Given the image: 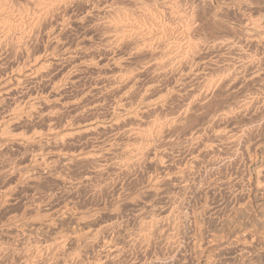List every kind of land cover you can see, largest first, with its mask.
I'll use <instances>...</instances> for the list:
<instances>
[{"label":"rangeland","instance_id":"1","mask_svg":"<svg viewBox=\"0 0 264 264\" xmlns=\"http://www.w3.org/2000/svg\"><path fill=\"white\" fill-rule=\"evenodd\" d=\"M4 1L14 20L40 3ZM64 1L48 19L56 35L35 34L24 54L0 32V87L23 80L6 98L0 88V264H141L182 252L179 264H264V29L251 38L248 28L262 25L264 0ZM115 26L135 34L105 41ZM75 46L78 67L38 69L45 55ZM28 68L41 78L29 80ZM53 97L56 114L46 119ZM123 100L145 108L133 124L138 140L119 120L130 109ZM89 154L87 164L76 160ZM213 235L223 241L209 243Z\"/></svg>","mask_w":264,"mask_h":264},{"label":"bare ground","instance_id":"2","mask_svg":"<svg viewBox=\"0 0 264 264\" xmlns=\"http://www.w3.org/2000/svg\"><path fill=\"white\" fill-rule=\"evenodd\" d=\"M38 1V0H37ZM36 1V2H37ZM40 1V3H41V1L42 0H39ZM58 1H64V0H58ZM81 1V0H80ZM239 1V0H238ZM30 2V1H29ZM35 2V3H36ZM57 2V0H47V2L45 3H43V4H37L38 5V7L36 6V5H34L33 3V5L34 6H32V7H37L35 10H33V12H32V14H29L28 16H22L21 15V13H20V15H18V18L16 19V20H14V19H10L9 17H8V15H11L10 13V7H9V5H8V3H6V1H4V0H2V1H0V32L3 34V36L5 37V39L7 40L8 38H10V36L12 37L13 36V38H15V36H16V39H17V41H18V44L20 45V49L22 50V51H20V53L22 52H24V50L25 49H23V47L24 46H26V43L28 44L29 43V41H28V39H30V37H31V39L34 37V35L35 34H37V35H35V37L38 39V37L40 38V36H39V34L41 33V32H44V31H46V34H45V32L43 33V35L44 36H46V35H56V31H55V29H56V26L55 27H51L50 25L52 24V22L54 21V23H55V20H53L52 22H49L52 18V15H53V13L59 8L58 6V4H60V2H58V3H56ZM65 2V1H64ZM67 2V1H66ZM229 2V1H228ZM236 2V1H235ZM113 3V2H112ZM233 3V2H232ZM247 3V2H246ZM249 3V2H248ZM31 4V5H32ZM61 4H62V2H61ZM79 4V3H78ZM62 6V5H61ZM66 6V5H65ZM28 7V6H27ZM55 7H57L56 9H55ZM243 8V7H242ZM60 9V8H59ZM198 9V8H197ZM10 10V11H9ZM29 10V9H28ZM27 10V11H28ZM55 10V11H54ZM132 10V9H131ZM30 11V10H29ZM64 11V10H63ZM24 12V11H23ZM114 12V11H113ZM26 13V12H25ZM31 13V12H30ZM56 13V12H55ZM54 13V14H55ZM225 13V12H224ZM14 14V13H13ZM60 15V14H59ZM89 15V14H88ZM262 15V14H261ZM51 16V17H50ZM56 16H57V14H56ZM83 16V15H82ZM219 16V15H218ZM17 17V16H16ZM51 19H50V18ZM71 17V16H70ZM240 17H242V16H240ZM263 17V16H262ZM59 18V17H58ZM264 18V17H263ZM48 19H50V20H48ZM54 19H56L55 17H54ZM65 19V18H64ZM84 19V18H83ZM262 19V18H261ZM260 19V20H261ZM63 20V19H62ZM66 20V19H65ZM57 21H58V19H57ZM245 21V20H244ZM263 22H262V25L264 24V19L262 20ZM27 22V25L25 24V26H24V23H26ZM51 23V24H50ZM64 23V22H63ZM242 23V22H241ZM247 23V22H246ZM245 23V25H247L248 24V26H249V23H247L246 24ZM53 25V24H52ZM58 25H60V24H58ZM62 25V24H61ZM109 25H110V23H109ZM251 25V27H248V26H245V28L246 27H248V28H250V30H251V34H252V32H254V34L257 32L258 33V31L260 30H263L264 28H263V26L262 25H260V23H258V22H252V24H250ZM22 26H24L26 29V31H23L22 30ZM54 26V25H53ZM102 26V25H101ZM107 26V25H106ZM261 26H262V28H261ZM60 27V26H59ZM248 28L246 29V30H248ZM261 28V29H260ZM21 29V30H20ZM24 29V28H23ZM126 29V28H125ZM130 29V28H129ZM44 30V31H43ZM109 30V29H108ZM249 30V31H250ZM17 31H19V33L17 32ZM110 32V31H109ZM244 32V31H243ZM246 32H248V31H245V33ZM264 32V30L262 31V33ZM112 35L110 34V36H109V40L107 39H105V41H111L113 44L114 43H119V41L121 42V41H126V39L128 40V38H129V40H130V38L131 37H129V35H131L132 33H134V30H132V29H130V30H123V28L120 30L119 28H117L116 26L113 28V30H112ZM250 33V32H249ZM256 33V34H257ZM261 32H259L258 34H260ZM14 34V35H13ZM135 34V33H134ZM254 34H252L251 35V38L253 37V35ZM41 35V34H40ZM43 35H41V36H43ZM262 35V34H261ZM33 36V37H32ZM38 36V37H37ZM50 36L48 37V36H46V37H48V38H50ZM133 36V35H132ZM1 38H2V36H0ZM52 37V36H51ZM257 37H259V35L257 36ZM261 38H262V36H260ZM264 37V36H263ZM35 38V39H36ZM56 37H54V39H55ZM4 39V38H3ZM31 39H30V42H31ZM34 39V40H35ZM36 39V40H37ZM51 39V38H50ZM163 39V38H162ZM255 39H257V38H255ZM259 39V38H258ZM1 40V39H0ZM5 40V41H6ZM34 40H32V41H34ZM148 40V39H147ZM155 40V39H154ZM11 41V40H10ZM16 41V40H15ZM16 41V42H17ZM39 41V40H38ZM55 42H56V40H54ZM251 41V40H250ZM253 41V40H252ZM260 41V40H259ZM259 41H258V43H259ZM261 41H262V39H261ZM260 41V42H261ZM42 42V41H41ZM54 42V43H55ZM59 42V41H58ZM123 42H121V43H123ZM147 42V41H146ZM158 42V41H157ZM160 42V41H159ZM215 42V41H214ZM227 42L228 41H226V44H224V47L223 48H227V46H225V45H228L229 44V42H228V44H227ZM234 42V41H233ZM257 42V41H256ZM263 42V41H262ZM1 43V42H0ZM64 43V42H63ZM109 43V42H108ZM120 43V44H121ZM127 43V42H126ZM131 43V42H130ZM140 44L136 47V48H138L139 46L141 47V46H148L147 44H145V41L144 42H139ZM153 43V42H152ZM155 43V42H154ZM218 43V42H217ZM232 43V41H230V44ZM255 43V42H254ZM258 43H256L257 45H258ZM31 44V43H30ZM57 44V43H56ZM106 44V43H105ZM112 44V45H113ZM119 44V45H120ZM135 44H137V43H135ZM150 44V43H149ZM221 44V43H220ZM250 44H253V43H250ZM256 44H254V45H256ZM3 45V44H2ZM16 45V44H15ZM108 45V44H107ZM111 45V44H110ZM117 45V44H116ZM122 45V44H121ZM126 44L124 43V46H125ZM217 45H219V44H216L215 46H217ZM222 45V44H221ZM220 45V46H221ZM28 46V45H27ZM30 46V45H29ZM28 46V47H29ZM89 46V45H88ZM214 46V45H213ZM219 46V47H220ZM233 46V48H234V45H232ZM10 47V46H9ZM27 47V48H28ZM49 47V46H48ZM52 47V46H51ZM79 47V46H78ZM78 47H77V49H76V46H75V48H70V47H64L65 49L64 50H62V55H60V56H58V55H56V53L55 52H51V53H49L47 56L45 55V59L43 60V61H41V66L39 65L38 67H40V68H38V69H41L42 70V73H43V75H44V73H45V71H48L49 69H51V68H53V67H55L56 65H58L60 62H63V61H67V62H69V63H71V65H72V67L71 68H73V66H76L75 65V63L77 62V61H75L76 60V58L79 56L78 55V53L76 52L77 50H78ZM113 47V46H112ZM116 47V46H115ZM119 47V46H118ZM135 47V46H134ZM189 47V46H188ZM218 46L216 47L217 49L219 48ZM231 47V46H230ZM230 47H228L227 49H229V50H231L230 49ZM25 48V47H24ZM32 48V47H31ZM145 48V47H144ZM146 48H148V47H146ZM151 48V47H150ZM191 48V47H190ZM199 48V47H198ZM215 48V47H214ZM213 48V49H214ZM226 48H225V50H226ZM232 48V47H231ZM232 48V49H233ZM236 48V47H235ZM29 49V48H28ZM85 49V48H84ZM141 49H143V47H141ZM165 49V48H164ZM27 50V49H26ZM25 50V51H26ZM49 50H51V49H49ZM58 50V49H57ZM106 50H107V48H106ZM137 50V49H136ZM148 50V49H147ZM161 50V49H160ZM187 50H188V48H187ZM220 50V49H219ZM218 50V51H219ZM222 50V49H221ZM224 50V49H223ZM257 50V49H256ZM8 51H10V49L8 50ZM46 51H48V50H46ZM80 51V50H79ZM214 51V50H213ZM36 51H34V53H35ZM59 52V51H58ZM57 52V53H58ZM82 52V51H81ZM99 52V51H98ZM133 52V51H132ZM148 52H149V50H148ZM194 52V51H193ZM196 53V52H195ZM201 53V52H200ZM209 53V52H208ZM207 53V54H208ZM24 54V53H23ZM26 54V53H25ZM218 54V53H217ZM78 55V56H77ZM185 55V54H184ZM253 55V54H252ZM251 55V56H252ZM62 56H64V58L62 57ZM169 56V55H168ZM180 56H182V55H180ZM188 56H190V55H188ZM198 56V55H197ZM208 56V55H207ZM242 56V55H241ZM29 57V56H28ZM40 57V56H39ZM38 57V58H39ZM100 57V56H99ZM191 57V56H190ZM204 57V56H203ZM218 57V56H217ZM235 57V56H234ZM240 57V56H239ZM21 58V57H20ZM37 58V57H36ZM42 58V57H41ZM44 58V57H43ZM185 58V57H184ZM183 57H182V59H184ZM228 58V57H227ZM245 58V60H247L246 59V57H244ZM247 58H249V57H247ZM251 58V57H250ZM256 58V57H255ZM100 59V58H99ZM167 60L166 61H168V58H166ZM179 60L181 59V58H178ZM181 59V60H182ZM215 59V58H214ZM219 59V58H218ZM261 59V58H260ZM83 60V59H82ZM171 60V59H170ZM170 60H169V62H170ZM177 59H175L174 60V62L176 61ZM178 60V61H179ZM244 60V61H245ZM251 60H252V58H251ZM250 60V61H251ZM258 60V59H257ZM172 62H173V60H171ZM192 61V60H191ZM242 61V60H241ZM240 61V62H241ZM255 61V60H254ZM80 62V61H79ZM116 63V62H115ZM167 63V62H166ZM182 63H184V62H182ZM181 63V64H182ZM186 63V62H185ZM205 63V62H204ZM232 63V62H231ZM243 63V62H242ZM241 63V65L243 66V68H244V65ZM252 63H253V61H252ZM3 64V63H2ZM33 64V63H32ZM61 64V63H60ZM80 64V63H79ZM152 64V63H151ZM165 64V63H164ZM244 64H245V62H244ZM248 64H250V62L248 63ZM117 65V64H116ZM160 65V64H159ZM168 65H169V63H168ZM170 65H173V64H171V62H170ZM218 65V64H217ZM227 65V64H226ZM257 65V64H256ZM24 66V65H23ZM30 66H31V64H30ZM120 65H118V67H119ZM150 66V65H149ZM163 66H165V65H163ZM196 66V65H195ZM231 66V65H230ZM230 66H229V68H230ZM242 66H240V67H242ZM248 66V65H247ZM26 67V66H25ZM24 67V68H25ZM29 67V66H28ZM76 67H78V66H76ZM156 67H157V65H156ZM198 67V66H197ZM245 67H246V65H245ZM248 67H250V66H248ZM248 67H246L247 69H248ZM256 67V66H255ZM37 68V67H36ZM65 68V67H64ZM75 68V67H74ZM103 68V67H102ZM123 68V67H122ZM145 68V67H144ZM171 68H173V67H171ZM176 68V67H175ZM238 68V67H237ZM251 68V67H250ZM27 69V68H26ZM26 69H24L25 71H26ZM54 69V68H53ZM70 69V68H69ZM95 69V68H94ZM110 69V68H109ZM167 69H169V68H167ZM166 69V70H167ZM246 69V70H247ZM19 70H20V68H19ZM37 69H33V68H28V70H27V72H25V74L27 75V76H30V78H29V80H31V76H33V77H35V76H37L40 72L39 71H41V70H37ZM43 70H44V72H43ZM58 70V69H57ZM75 70V69H74ZM111 70V69H110ZM117 70V69H116ZM128 70V69H127ZM139 70V69H138ZM198 70V69H197ZM223 70V69H222ZM229 70V69H228ZM233 70V69H232ZM21 71V70H20ZM20 71H19V73H20ZM129 71V70H128ZM134 71V70H133ZM159 71H160V69H159ZM169 71V70H168ZM173 71V70H172ZM199 71V70H198ZM198 71L196 72V73H198ZM212 71V70H211ZM231 71V70H230ZM242 71H244V70H242ZM51 72L52 71H48V73H50L51 74ZM59 72V71H58ZM111 72V71H110ZM117 72V71H116ZM121 72V71H120ZM188 72V71H187ZM202 72V71H201ZM232 72V71H231ZM28 73V74H27ZM47 73V72H46ZM47 73V74H48ZM74 73V72H73ZM136 73V72H135ZM195 73V74H196ZM205 73V72H204ZM209 73V72H208ZM232 73H234V72H232ZM238 73V72H237ZM47 74H45V75H47ZM103 74V73H102ZM107 74V73H106ZM113 74V73H112ZM127 74V73H126ZM210 74V73H209ZM227 74H228V72H227ZM116 75V74H115ZM135 75V74H134ZM231 75V74H230ZM251 75V74H250ZM252 75H253V73H252ZM251 75V76H252ZM10 76V75H9ZM39 76V78H41L40 77V75H38ZM41 76H42V74H41ZM107 76V75H106ZM135 76H137V75H135ZM208 76V75H207ZM234 76H235V74H234ZM241 76V75H240ZM254 76V75H253ZM43 77V76H42ZM66 77V76H65ZM132 77H133V75H132ZM222 77V76H221ZM224 77V76H223ZM227 77V76H226ZM226 77H224V78H226ZM36 78V77H35ZM38 78V77H37ZM113 78V77H112ZM114 78H116V76H114ZM120 78V77H119ZM119 78H118V80H119ZM128 78V77H127ZM156 78V77H155ZM250 78V77H249ZM252 78V77H251ZM26 79H28V77L26 78ZM110 79V78H109ZM121 79H124L123 78V76L121 77ZM121 79H120V81L119 82H121ZM128 79H130V78H128ZM132 79V78H131ZM131 79L128 81V82H131ZM135 79V78H134ZM228 79V78H227ZM229 79H230V76H229ZM237 79V78H236ZM40 80V79H39ZM53 80V79H52ZM207 80H208V78H207ZM223 80L224 79H221V83H224L223 82ZM247 80V79H246ZM9 81V80H8ZM17 82L18 81H20V80H16ZM16 81L14 82V81H12L11 80V82H13V84H11V82H9L10 83V85H9V83H7L6 85L5 84H3L4 85V88H3V86L1 85V87L3 88V89H1V91L3 92V90L5 91V93L7 94V96H5V98L6 97H8V93H10L11 91H13V86L16 88V86H15V84L14 83H16ZM32 81V80H31ZM35 81V80H34ZM110 81V80H109ZM126 81V80H125ZM124 81V82H125ZM138 81V80H137ZM201 81V80H200ZM210 81V80H209ZM212 81V80H211ZM210 81V82H211ZM217 82L216 80H213V82ZM220 81V80H219ZM218 81V82H219ZM3 82V81H2ZM23 82V80L22 81H20L19 83H22ZM108 82V81H107ZM111 82V81H110ZM109 82V83H110ZM117 83V84H120V83ZM167 82V81H166ZM208 82V81H207ZM212 82V83H213ZM227 82V81H226ZM245 82V81H244ZM4 83H5V81H4ZM18 83V84H19ZM106 83V82H105ZM109 83H108V85H109ZM122 83V82H121ZM149 83V82H148ZM184 83V82H183ZM233 83V82H232ZM247 83V82H246ZM18 84H16L18 87L19 86H21V85H18ZM96 84V83H95ZM114 84H116L114 81H113V83H112V85H109L108 87H110V86H115ZM211 84V83H210ZM214 84V83H213ZM231 84V83H230ZM234 84V83H233ZM236 84V83H235ZM28 85V84H27ZM52 85V84H51ZM72 85V84H71ZM104 85V84H103ZM125 85V84H124ZM134 85V84H133ZM133 85H131V86H133ZM160 85V84H159ZM208 85V87H209V84H207ZM215 85H216V83H215ZM117 86V85H116ZM113 87V90H114V88L115 89H118L119 90V87L117 86V87ZM126 86V85H125ZM211 86V85H210ZM214 86V85H213ZM222 86H223V84H222ZM0 87V88H1ZM17 87V88H18ZM53 87H54V85H53ZM97 87H99V86H97ZM107 87V86H106ZM106 87H105V89H106ZM124 87V86H123ZM130 87V86H129ZM133 87H135V86H133ZM133 87H131L132 88V90H133ZM144 87H145V85H144ZM148 87V86H147ZM182 87V86H181ZM224 87V86H223ZM16 88V89H17ZM54 88H56V87H54ZM127 88V87H126ZM130 88V89H131ZM210 88V87H209ZM96 89V88H95ZM121 89V88H120ZM123 89H125V87L124 88H122L121 90H123ZM128 89V88H127ZM127 89H125V90H127ZM129 89V92H131V90ZM97 90V89H96ZM110 90H111V88H110ZM0 91V92H1ZM14 91H15V89H14ZM137 91V90H136ZM170 91V90H169ZM211 91V90H210ZM213 91V90H212ZM16 92V91H15ZM57 92V91H56ZM114 92V91H113ZM135 92V91H134ZM139 92V91H138ZM157 92V91H156ZM207 92V91H206ZM115 93V92H114ZM123 93H125V92H123ZM132 93V92H131ZM3 94V93H2ZM122 94V93H121ZM133 94V93H132ZM131 94V95H132ZM178 94V93H177ZM196 94V93H195ZM1 95V94H0ZM5 95V94H4ZM127 95H130V94H128V91H126V93H125V96H127ZM151 95V94H150ZM191 95V94H190ZM10 96V95H9ZM40 96H42V94L40 95ZM118 96H120V95H118ZM122 97H121V100H122V98H125L123 95H121ZM133 96H134V94H133ZM132 96V97H133ZM141 96V95H140ZM182 96V95H181ZM187 96V95H186ZM38 97V96H37ZM161 97V96H160ZM250 97V96H249ZM255 97V96H254ZM98 98V97H97ZM127 98H130V97H126V101H127ZM257 98V97H256ZM256 98H255V100H256ZM0 99H1V97H0ZM3 99V98H2ZM119 99V98H118ZM133 99V98H132ZM5 100V99H4ZM43 100V99H42ZM138 100V99H137ZM137 100H136V103H137ZM204 100V99H203ZM35 101H37V100H35ZM41 101V100H40ZM50 101V100H49ZM117 101V100H116ZM124 101V100H123ZM126 101H124V102H126ZM208 101V100H207ZM250 101H252V100H250ZM20 102V101H19ZM64 102V101H63ZM114 102V101H113ZM119 102H121V101H119ZM142 102V101H141ZM40 103V102H39ZM38 103V101H37V105L39 104ZM43 103V102H42ZM51 103H52V106H50L47 110V113H45V115H44V117L46 118V119H49L51 116H53L54 114H56V97H55V99H54V97H53V99L51 100ZM102 103V102H101ZM117 103H118V101H117ZM126 103H130L129 101L128 102H126ZM147 103H150V102H147ZM156 103V102H155ZM188 103H189V101H188ZM2 104V103H1ZM127 104V105H128ZM154 104V103H153ZM192 104V103H191ZM191 104H188V105H191ZM211 104V103H210ZM247 104V103H246ZM245 104V105H246ZM35 105H36V103H35ZM96 105V104H95ZM118 105H121V103H119ZM117 105V106H118ZM126 105V104H125ZM125 105H122V106H124L125 107ZM130 105V106H129ZM128 105V107L130 108V109H127L126 107L124 108V109H122V110H120L121 108H122V106H120V109L118 108V107H115V108H118L120 111H121V113L120 114H118V116L120 115V117L119 118H121V119H119V120H121V121H123L124 123H123V125L126 123V121H124V120H127L128 121V124H127V126H125V127H129L128 128V130H127V128L125 129V130H127L128 132H130L131 134H133L132 136L134 137H136L135 139L136 140H138L137 139V137L138 136H140L139 135V133L141 132L142 133V130L139 132V130L140 129H138V128H136V127H134L133 128V124H136V122H137V120L138 119H143V112H142V109H145V108H142V107H140V109L138 110L137 109V111H133L132 109H131V103ZM133 105V104H132ZM135 105V104H134ZM141 105H143L142 103H141ZM251 105H252V103H251ZM16 106V105H15ZM41 106V105H40ZM48 106V105H47ZM186 106H187V104H186ZM193 106V105H192ZM250 106V105H249ZM31 107H32V105H31ZM35 107V106H34ZM33 107V108H34ZM134 107V106H133ZM132 107V108H133ZM144 107V106H143ZM147 107V106H146ZM154 107V106H153ZM183 107H184V105H183ZM189 106H187V108H188ZM191 107V106H190ZM189 107V109L190 110H193L192 108H190ZM196 107V106H195ZM206 107V106H205ZM244 107V106H243ZM242 106H241V108H243ZM112 109L114 108V107H111ZM137 108H139V105L137 106ZM186 108V109H187ZM241 108H240V110H241ZM247 108V107H246ZM245 108V109H246ZM22 109V108H21ZM147 109V108H146ZM189 109H187V112H188V110ZM200 109V108H199ZM17 109H15L14 110V113H15V111H16ZM30 110V109H29ZM141 110V111H140ZM153 110V109H152ZM179 110V109H178ZM19 111H21V110H19ZM144 111V110H143ZM149 111V110H148ZM155 111V110H154ZM185 111V110H184ZM118 112V111H117ZM156 112V111H155ZM180 112V111H179ZM16 113H18L19 114V112H18V110H17V112ZM16 113H15V115H16ZM144 113H145V111H144ZM147 113V112H146ZM178 113V112H177ZM185 113V112H184ZM222 113V112H221ZM40 114V113H39ZM191 114V113H190ZM14 115V114H13ZM113 115V114H112ZM182 115H183V113H182ZM181 115V116H182ZM187 116H188V113L186 114ZM18 116V115H17ZM39 116V115H38ZM4 117V116H3ZM11 117H13L14 118V116H10V118ZM20 117V116H19ZM35 117V116H34ZM43 117V116H42ZM44 117H43V119H44ZM179 117V116H178ZM177 117V118H178ZM194 117V116H193ZM8 118V117H7ZM117 118V117H116ZM177 118L175 117V119H176V122H178V120H177ZM182 118V117H181ZM180 118V119H181ZM184 118H185V114H184ZM198 118V117H197ZM17 119V118H16ZM19 119V118H18ZM51 119V118H50ZM123 119V120H122ZM144 119H146V118H144ZM143 119V120H144ZM183 119V118H182ZM228 119V118H227ZM9 120V119H8ZM38 120V119H37ZM54 120V119H53ZM119 120H116V122L117 121H119ZM160 120V119H159ZM15 121V120H14ZM19 121V120H18ZM157 121V120H156ZM173 121V120H172ZM182 121V120H181ZM13 122V121H12ZM44 122V121H43ZM138 122H140L139 120H138ZM142 122V121H141ZM160 122V121H159ZM163 122V121H162ZM166 122V121H165ZM175 122V123H176ZM19 123V122H18ZM42 123V122H41ZM53 123V122H52ZM115 123V122H114ZM144 123V122H143ZM142 123V124H143ZM147 124H148V122H146ZM146 123H144L145 125H147ZM164 123V122H163ZM160 124V123H159ZM159 124H157V125H159ZM115 125H118V124H115ZM120 125H122V124H120ZM122 125V126H123ZM126 125V124H125ZM139 127H142L141 126V124L139 125V124H137ZM149 126H150V123L148 124ZM172 125V124H171ZM51 126V125H50ZM153 126L155 127V125L153 124ZM164 126V125H163ZM56 127V126H55ZM118 127V126H117ZM125 127H123V129L125 128ZM150 127H152V124H151V126ZM159 127H160V125H159ZM159 127H157L158 129H157V131L159 130L160 131V129L161 130H163L162 129V125H161V128L159 129ZM165 127V126H164ZM163 127V128H164ZM167 127V126H166ZM143 128H145V126L143 127ZM143 128H141V129H143ZM205 128V127H204ZM49 129H50V127H49ZM48 129V131H49V133L51 132V129L49 130ZM55 129V128H54ZM87 129V128H86ZM90 129V128H89ZM95 128H93V130H94ZM114 129V128H113ZM146 129V128H145ZM152 129V128H151ZM156 129V128H155ZM171 129V128H170ZM92 130V128L90 129V130H87V132H90ZM144 130V129H143ZM147 130V129H146ZM148 130H150V129H148ZM167 130V129H166ZM165 130V131H166ZM172 130V129H171ZM175 130V129H174ZM56 131V130H55ZM54 131V132H55ZM85 131V130H84ZM95 131H97V130H95ZM154 131V130H153ZM218 131V130H217ZM52 132H53V130H52ZM52 132L50 133V134H52ZM79 132V131H78ZM94 132V131H93ZM148 132V131H147ZM146 132V133H147ZM150 132V131H149ZM161 132V131H160ZM176 132V131H175ZM210 132V131H209ZM221 132V131H220ZM84 133H86V131L84 132ZM95 133V132H94ZM127 133V132H126ZM129 133V134H130ZM140 133V134H141ZM145 133V134H146ZM162 133V132H161ZM43 134V133H42ZM45 134V133H44ZM48 134V133H47ZM53 134H56V133H53ZM51 135L52 137H54V135ZM79 134V133H78ZM123 134V133H122ZM128 134V133H127ZM130 134V135H131ZM154 134V133H153ZM158 134V133H157ZM193 134H195V133H193ZM49 135V134H48ZM47 135V136H48ZM117 135V134H116ZM146 135H148V134H146ZM232 135V134H231ZM36 136V135H35ZM42 136V135H41ZM46 136V137H47ZM84 136V135H83ZM151 136V135H150ZM230 136V135H229ZM37 137V136H36ZM38 137H40V134H39V136ZM37 137V139H39ZM35 138V137H34ZM65 138V137H64ZM67 138V137H66ZM65 138V139H66ZM130 138V137H129ZM172 138V137H171ZM32 140H34L33 138H31ZM133 139V138H132ZM134 139V140H135ZM141 139V138H140ZM166 139V138H165ZM31 140V141H32ZM54 140L56 141V139L54 138ZM60 140H62V139H60ZM68 140V139H67ZM123 140V139H122ZM135 140V142H137ZM153 140V139H152ZM36 141V140H35ZM59 141V140H58ZM143 141V140H142ZM229 141V140H228ZM134 142V141H133ZM11 143V142H10ZM56 143V142H55ZM107 143V142H106ZM113 143V142H112ZM197 143V142H196ZM61 144H62V142H61ZM101 145V144H100ZM54 146H55V144H54ZM116 146V145H115ZM39 148V147H38ZM43 148V147H42ZM128 149V148H127ZM210 149V148H209ZM235 149V148H234ZM123 150V149H122ZM111 151V150H110ZM126 151V150H125ZM134 151V150H133ZM132 151V152H133ZM137 151H138V149H137ZM42 152V151H41ZM150 152V151H149ZM206 152V151H205ZM95 153V152H94ZM137 153H139V152H137ZM39 154V153H38ZM100 154V153H99ZM124 154H126V153H124ZM132 154V153H131ZM130 154V155H131ZM141 154V153H140ZM140 154H136L137 155V157L140 155ZM143 154V153H142ZM149 154V153H148ZM90 155L91 154H89L88 155V157H84V155H83V158L81 157L80 159L78 158H76V160L79 162V160H80V162H81V164L82 163H85V164H87L89 161H90ZM122 155H123V153H122ZM126 155H128V154H126ZM126 155H125V157H126ZM94 156V155H93ZM141 156V155H140ZM140 156H139V158H140ZM143 156V155H142ZM44 157V156H43ZM92 157V156H91ZM95 157V156H94ZM45 158V157H44ZM75 158V157H74ZM132 158V157H131ZM130 158V159H131ZM134 158V157H133ZM39 159V158H38ZM47 159V158H46ZM49 159V158H48ZM69 159H70V157H69ZM73 159V158H72ZM71 159V160H72ZM92 159V158H91ZM136 159V158H135ZM135 159H133V160H135ZM217 159V158H216ZM34 160V159H33ZM45 160V159H44ZM66 160V159H65ZM75 160V162H77ZM94 160V159H93ZM132 160V159H131ZM138 160V159H137ZM174 160V159H173ZM35 161V160H34ZM49 161V160H48ZM67 161H68V159H67ZM70 161V160H69ZM139 161H141V160H139ZM152 161V160H151ZM170 161H172V160H170ZM213 161V160H212ZM36 162V161H35ZM50 162H52V161H50ZM77 162V163H78ZM130 162V161H129ZM201 162V161H200ZM222 162V161H221ZM225 162V161H224ZM223 162V163H224ZM52 163H54V162H52ZM55 163H56V161H55ZM54 163V164H55ZM134 163V162H133ZM136 163V162H135ZM36 164H38V163H36ZM46 164V163H45ZM76 164V163H75ZM81 164H79V165H81ZM35 165V164H34ZM130 165H131V163H130ZM129 165V166H130ZM188 165V164H187ZM128 166V165H127ZM37 167V166H36ZM39 167V166H38ZM37 167V168H38ZM131 167H132V165H131ZM214 167V166H213ZM126 169H127V167H126ZM184 169V168H183ZM213 169V168H212ZM46 170V169H45ZM125 170V169H124ZM128 171H129V169H127ZM48 171H49V169H48ZM131 171H133V170H131ZM192 171V170H191ZM121 173V172H120ZM126 173V172H125ZM128 173V172H127ZM122 174V173H121ZM129 175V174H128ZM132 175V174H131ZM37 176V175H36ZM33 182V181H32ZM187 184V183H186ZM188 185H190V184H188ZM261 185H262V183H261ZM241 188V187H240ZM178 189V188H177ZM187 189V188H186ZM234 192V191H233ZM238 192V191H237ZM220 201V200H219ZM222 202V201H221ZM227 202V201H226ZM239 204V203H238ZM43 205V204H42ZM238 206V205H237ZM205 207V206H204ZM208 208V207H207ZM230 208V207H229ZM228 208V209H229ZM241 208V207H240ZM170 209V208H169ZM221 210V209H220ZM217 212V211H216ZM226 213V212H225ZM239 213V212H238ZM174 214V213H173ZM177 214V213H176ZM217 214H219V213H217ZM223 214V213H222ZM242 214V213H241ZM240 214V215H241ZM175 215V214H174ZM211 216H213V215H211ZM219 216V215H218ZM227 217V216H226ZM183 218V217H182ZM218 218V217H217ZM170 219V218H169ZM223 219V218H222ZM181 220V219H180ZM213 221V220H212ZM194 222V221H193ZM230 225V224H229ZM55 226V225H54ZM235 226V225H234ZM240 226V225H239ZM175 228V227H174ZM236 228V227H235ZM182 229V228H181ZM226 229V228H225ZM174 230H176V229H174ZM187 231H189V230H187ZM175 232V231H174ZM200 232V231H199ZM215 232V231H214ZM217 233V232H216ZM208 234V233H207ZM244 234V233H243ZM249 234V233H248ZM255 234V233H254ZM225 235V234H224ZM223 235V236H224ZM193 236V235H192ZM206 236V235H205ZM219 236V235H218ZM223 236H220V237H217V236H215V235H213V238H212V236H211V238H212V240L211 239H209V240H211L209 243H213V242H220V241H223ZM251 236V235H250ZM202 237V236H201ZM200 236H199V238H201ZM206 237H208V235L206 236ZM241 237V236H240ZM244 237V236H243ZM174 238V237H173ZM177 238V237H176ZM247 238V237H246ZM175 239V238H174ZM173 239V240H174ZM204 240H205V238H203ZM207 239V238H206ZM220 239V240H219ZM225 239H226V237H225ZM153 240V239H152ZM181 240V239H180ZM251 240V239H250ZM255 240H257V239H255ZM176 241V240H175ZM179 241V240H178ZM207 241V240H206ZM242 241V240H241ZM170 242V241H169ZM235 242V241H234ZM243 242V241H242ZM245 242V241H244ZM243 242V243H244ZM251 242V241H250ZM172 243V242H171ZM180 243V242H179ZM200 243V242H199ZM232 243V242H231ZM149 244V243H148ZM177 244V243H176ZM181 244V243H180ZM214 244V243H213ZM238 244V243H237ZM248 244V243H247ZM246 244V245H247ZM187 245H189V244H187ZM196 245V244H195ZM212 245V244H211ZM242 245V244H241ZM182 246V245H181ZM200 246V245H199ZM231 246H233V245H231ZM230 246V247H231ZM250 246H252L251 244H250ZM170 247V246H169ZM176 247V246H175ZM184 247H186V246H184ZM193 247V246H192ZM198 247V246H197ZM205 247V246H204ZM236 247V246H235ZM182 249L181 250H183L184 248L183 247H181ZM232 248V247H231ZM253 248V247H252ZM255 248V247H254ZM145 249V248H144ZM175 249V248H174ZM173 249V250H174ZM178 249H179V247H178ZM177 249V250H178ZM202 249V248H201ZM201 249H198V250H201ZM235 249V248H234ZM247 250H248V248H246ZM180 250V249H179ZM193 250V249H192ZM224 250H226V249H224ZM243 250V249H242ZM176 251V250H175ZM184 251V250H183ZM187 251V250H186ZM228 251V250H227ZM239 251V250H238ZM188 252V251H187ZM202 252V251H201ZM223 252V251H222ZM226 252V251H225ZM248 252V251H247ZM247 252H246V254H247ZM134 253H136V252H134ZM180 253H181V251H180ZM184 253H186V252H184ZM197 253H199V252H197ZM227 253V252H226ZM187 254V253H186ZM186 254H185V258H186ZM190 254V253H189ZM202 254V253H201ZM105 255V254H104ZM131 255V254H130ZM192 255V254H191ZM190 255V256H191ZM144 256V255H143ZM189 256V255H188ZM195 256V255H194ZM193 256V257H194ZM236 256V255H235ZM128 257V256H127ZM171 257V256H170ZM170 257H169V259H170ZM177 257V255L175 256V257H172V258H174V259H168V261L167 260H150V262L148 261V263H145V260L143 261V262H141V264H179V262L181 261V260H184L185 258H182L181 259V257H183V252H182V254H181V257H180V255H179V259H177L176 258ZM195 257H197V256H195ZM106 258V257H105ZM109 258V257H108ZM145 258V257H144ZM156 258V257H155ZM154 258V259H155ZM237 258V257H236ZM156 259H158V258H156ZM161 259V258H160ZM164 259V258H163ZM186 259H188V258H186ZM123 260V259H122ZM128 260V259H127ZM138 260V259H137ZM192 260V259H191ZM243 260V259H242ZM124 261V260H123ZM184 261H187V260H184ZM189 261H190V259H189ZM195 261H197V259L195 260ZM134 262V261H133ZM147 262V261H146ZM192 262V261H191ZM190 262V263H191ZM227 262V261H226ZM43 263V262H42ZM182 263V262H181ZM189 263V264H190ZM215 263V262H214ZM124 264V263H123ZM218 264H219V262H218Z\"/></svg>","mask_w":264,"mask_h":264}]
</instances>
